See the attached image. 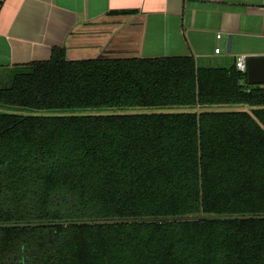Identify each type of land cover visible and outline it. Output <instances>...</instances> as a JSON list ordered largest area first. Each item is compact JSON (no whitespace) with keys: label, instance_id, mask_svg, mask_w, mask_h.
<instances>
[{"label":"trees","instance_id":"1","mask_svg":"<svg viewBox=\"0 0 264 264\" xmlns=\"http://www.w3.org/2000/svg\"><path fill=\"white\" fill-rule=\"evenodd\" d=\"M235 60L53 46L16 64L0 81V264H264V83Z\"/></svg>","mask_w":264,"mask_h":264},{"label":"crops","instance_id":"2","mask_svg":"<svg viewBox=\"0 0 264 264\" xmlns=\"http://www.w3.org/2000/svg\"><path fill=\"white\" fill-rule=\"evenodd\" d=\"M123 9L132 12H111ZM53 46L70 59L105 52L227 64L264 55V0H0V81L16 64L48 59Z\"/></svg>","mask_w":264,"mask_h":264},{"label":"water","instance_id":"3","mask_svg":"<svg viewBox=\"0 0 264 264\" xmlns=\"http://www.w3.org/2000/svg\"><path fill=\"white\" fill-rule=\"evenodd\" d=\"M120 16V15H119ZM122 16V15H121ZM230 45H231V37H227L226 41V51H230ZM98 58H120V57H138L137 54L129 55V56H121L116 55L112 53H100V55L97 56ZM66 58L70 59L68 56V52H66ZM87 58H93V56H89ZM78 59H86V58H78ZM246 73H247V80L250 83H257L261 82L264 83V55H251L246 57ZM193 216H188L186 218H192ZM203 217L202 215H198V218ZM74 222H81V221H74ZM16 224H37V223H7L5 225H16ZM2 225V224H0Z\"/></svg>","mask_w":264,"mask_h":264},{"label":"built area","instance_id":"4","mask_svg":"<svg viewBox=\"0 0 264 264\" xmlns=\"http://www.w3.org/2000/svg\"><path fill=\"white\" fill-rule=\"evenodd\" d=\"M217 38L221 37V33H217L216 34ZM215 53H219L221 51V48L219 46L215 47L214 49ZM246 57L247 55L245 54H240L236 57V67L241 70V71H245L246 70Z\"/></svg>","mask_w":264,"mask_h":264},{"label":"rangeland","instance_id":"5","mask_svg":"<svg viewBox=\"0 0 264 264\" xmlns=\"http://www.w3.org/2000/svg\"><path fill=\"white\" fill-rule=\"evenodd\" d=\"M2 82V81H1ZM223 108L224 106H218L217 105V108ZM174 109H177V110H180V109H182V107L181 108H174ZM127 111H142V110H149V109H144V108H129V109H126Z\"/></svg>","mask_w":264,"mask_h":264}]
</instances>
